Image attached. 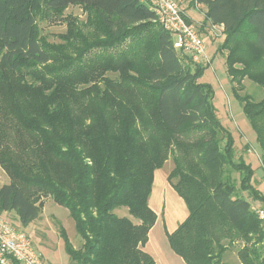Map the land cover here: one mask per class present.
I'll return each mask as SVG.
<instances>
[{
	"label": "trees",
	"instance_id": "16d2710c",
	"mask_svg": "<svg viewBox=\"0 0 264 264\" xmlns=\"http://www.w3.org/2000/svg\"><path fill=\"white\" fill-rule=\"evenodd\" d=\"M192 2L222 27L218 50H227L231 91L264 170V95L240 94L244 80L264 91V0ZM73 6L104 32L95 45L102 54L71 59L41 41L43 11ZM173 41L142 0H0V117L18 138H0V167L10 177L0 211L27 226L41 214L34 200L49 196L65 207L81 241L75 249L59 229L69 264H156L143 250L156 222L148 199L154 172L170 157L167 180L188 215L167 241L185 264H224L223 241H234L235 230L251 233L256 245L263 240L243 193L261 206L264 196L217 117L211 86L199 81L206 66ZM119 208L131 218L117 216ZM238 257L264 264V245Z\"/></svg>",
	"mask_w": 264,
	"mask_h": 264
},
{
	"label": "rangeland",
	"instance_id": "374dc122",
	"mask_svg": "<svg viewBox=\"0 0 264 264\" xmlns=\"http://www.w3.org/2000/svg\"><path fill=\"white\" fill-rule=\"evenodd\" d=\"M42 14L40 39L47 47L52 48V54H61L71 59L76 58L78 54H102L103 47L99 49L95 45L100 42L99 38H105V34L96 25L93 16L88 11H85L81 7L73 6L65 9L61 14L45 11ZM212 32L220 38V31L212 30ZM221 36L217 41L218 49L225 40L223 31H221ZM203 42L205 53L210 63L203 65L206 68L199 81L211 86L213 91L212 104L216 110L217 117L221 125L231 133L239 155L245 153V161L253 170L252 185L264 196V170L261 167L255 133L244 115L239 102L233 97L223 59L224 55L217 54V46L213 45L215 37L213 38V42L209 39ZM85 48H88V52L83 53ZM112 52L117 53L120 51L117 49L110 51L111 54H113ZM219 52L226 54L227 50L221 49ZM52 63L53 61L50 64ZM75 73L76 71L73 72V74ZM243 86L244 90L240 94L246 93L254 100H260L264 95V91L249 80H244ZM8 124V121L0 117V138H4V142L11 141L12 144H17V135L14 130L10 129ZM172 168L173 163L170 157L161 169L155 171L148 204L156 197H161V199L167 201L172 195L176 196L173 189L168 185L169 181L166 180ZM9 181L10 177L0 167V187ZM243 196L253 207L254 213L257 209L264 207L260 203L252 201L246 192L243 193ZM34 202L38 205L42 204L41 214L39 218L27 226L20 224L14 212L0 211V220L7 222L15 231L25 235L45 264H69L64 239L61 237L59 229L62 228L64 230L66 237L71 241L75 249L80 247L81 241L76 234L74 221L69 216L68 210L54 203L49 196L40 197V199L34 200ZM114 213L119 217L131 218L126 208L116 209ZM161 213L159 210V222L157 229L154 231L155 234L158 231L163 232V221L165 227L170 228L168 223H166V213L164 214V218ZM132 220L134 221V219ZM259 223L263 233V240L257 245L251 233L246 232V234H241L240 231L231 228L235 230V237L232 242L230 240L223 241L225 251L221 254V260L224 264H242L238 257L239 250L245 247L253 248L264 245V229L260 221ZM165 244L168 246L166 241Z\"/></svg>",
	"mask_w": 264,
	"mask_h": 264
},
{
	"label": "built area",
	"instance_id": "2783aa9c",
	"mask_svg": "<svg viewBox=\"0 0 264 264\" xmlns=\"http://www.w3.org/2000/svg\"><path fill=\"white\" fill-rule=\"evenodd\" d=\"M156 15L158 23L174 37L175 50L188 54L195 64H209L204 42L174 0H142ZM212 25V30H215ZM222 31V30H221ZM221 33V32H220ZM264 229V207L255 211ZM0 264H45L25 235L0 220Z\"/></svg>",
	"mask_w": 264,
	"mask_h": 264
},
{
	"label": "crops",
	"instance_id": "0c3cea01",
	"mask_svg": "<svg viewBox=\"0 0 264 264\" xmlns=\"http://www.w3.org/2000/svg\"><path fill=\"white\" fill-rule=\"evenodd\" d=\"M175 1L179 5L180 10L185 15L187 20L196 27L203 41L209 39L213 42V38L215 37V42L213 43V45L217 46L216 53L222 55V53L219 52L217 45L218 39H220L222 36L221 33L219 36L220 38L215 36L212 32V25L209 22L205 21L204 18L206 13V7L204 5L192 2V0ZM215 30L221 32L222 27L216 26ZM168 185L172 189L169 183ZM148 206L155 213L156 222L148 233V240L145 246L143 247V250L154 259L156 264H185L179 256L173 253L167 241V234L172 233L177 228V226L185 220L188 215V211L184 201L176 194V196L172 195L171 198L167 201H164L163 199H161V197L153 198L152 201L148 204ZM159 210L162 212L161 214L163 218L164 214L166 213V223H168L170 228H166L165 223L163 221V232L158 231L155 234L154 231L157 229L159 222ZM165 241L167 242L168 246H166Z\"/></svg>",
	"mask_w": 264,
	"mask_h": 264
}]
</instances>
